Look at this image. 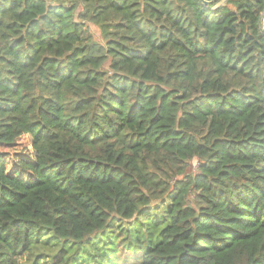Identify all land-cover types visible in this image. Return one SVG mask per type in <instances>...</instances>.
<instances>
[{"label": "trees", "instance_id": "obj_1", "mask_svg": "<svg viewBox=\"0 0 264 264\" xmlns=\"http://www.w3.org/2000/svg\"><path fill=\"white\" fill-rule=\"evenodd\" d=\"M205 1L0 0V264H264V0Z\"/></svg>", "mask_w": 264, "mask_h": 264}, {"label": "rangeland", "instance_id": "obj_2", "mask_svg": "<svg viewBox=\"0 0 264 264\" xmlns=\"http://www.w3.org/2000/svg\"><path fill=\"white\" fill-rule=\"evenodd\" d=\"M90 27H91V30L93 32V36H94V39L96 41H102V34H101V31L99 29L98 26L94 25V24H90ZM197 169V161L196 160H193L191 162V165L189 166V169L188 171L189 172H194L195 170ZM181 176H178V178H180ZM169 203L170 201L169 200H163V201H157L153 204L154 208L151 209V211L155 214H163V212H165L166 210V207L169 206ZM133 220H127V221H123L122 223H130L132 222ZM138 224L139 223H135V224H132L130 226H132L133 228H137L138 227ZM131 231V228L128 226V227H124V228H118L117 230L115 231H112L110 233H107L106 236L104 235H100L98 237V239L101 240L100 244H101V249L102 251L104 250V252H106V246H112L115 244L116 241H118L121 237L124 238H132V237H135V235L133 233L130 232ZM127 240V239H126ZM126 242V241H125ZM47 249V248H45ZM55 250V249H54ZM50 251V250H49ZM52 252V251H50ZM140 261V258L137 257L135 254H132V255H128V256H117L116 258V264H138Z\"/></svg>", "mask_w": 264, "mask_h": 264}, {"label": "water", "instance_id": "obj_3", "mask_svg": "<svg viewBox=\"0 0 264 264\" xmlns=\"http://www.w3.org/2000/svg\"><path fill=\"white\" fill-rule=\"evenodd\" d=\"M217 0H212V1H205L207 4H210V3H213ZM262 24H263V31H264V13H263V16H262Z\"/></svg>", "mask_w": 264, "mask_h": 264}]
</instances>
